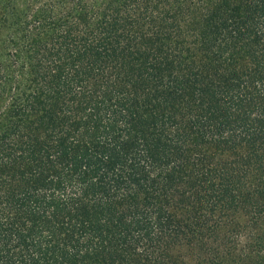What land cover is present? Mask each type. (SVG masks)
<instances>
[{
    "label": "trees",
    "instance_id": "1",
    "mask_svg": "<svg viewBox=\"0 0 264 264\" xmlns=\"http://www.w3.org/2000/svg\"><path fill=\"white\" fill-rule=\"evenodd\" d=\"M0 264H264V0H0Z\"/></svg>",
    "mask_w": 264,
    "mask_h": 264
}]
</instances>
